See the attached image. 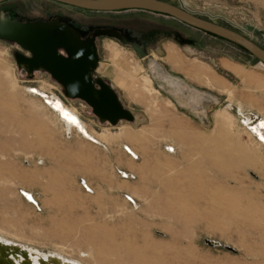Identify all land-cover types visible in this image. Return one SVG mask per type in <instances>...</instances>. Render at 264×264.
Instances as JSON below:
<instances>
[{
    "label": "rangeland",
    "instance_id": "374dc122",
    "mask_svg": "<svg viewBox=\"0 0 264 264\" xmlns=\"http://www.w3.org/2000/svg\"><path fill=\"white\" fill-rule=\"evenodd\" d=\"M183 1L239 24L264 48V0ZM0 14L59 18L83 37L117 29L128 43L97 38L95 74L135 115L117 125L100 122L86 102L66 98L48 72L29 78L14 56L24 51L0 39L1 235L83 264H264V148L245 125L264 119L258 60L224 38L150 11L8 0ZM214 22L237 30L223 18ZM120 67L136 80L118 82ZM193 68L214 76L212 85L197 80ZM164 76L181 86H168ZM29 87L60 98L90 132L106 138L95 143L66 130ZM125 135L137 138L130 143Z\"/></svg>",
    "mask_w": 264,
    "mask_h": 264
},
{
    "label": "water",
    "instance_id": "95a60500",
    "mask_svg": "<svg viewBox=\"0 0 264 264\" xmlns=\"http://www.w3.org/2000/svg\"><path fill=\"white\" fill-rule=\"evenodd\" d=\"M8 0H0V4ZM67 6L97 12L141 10L161 13L199 30L215 34L244 49L264 64V48L256 44L244 27L224 17L208 12L191 10L183 0L179 5L169 0H53ZM203 16H206L204 18ZM223 18L237 30L214 22ZM243 32V34H242ZM99 37H111L128 43L122 34L112 27L97 28L83 37L59 18L50 20H17L0 14V39L16 43L24 52H15L18 68L29 78L35 72H48L63 87L66 98L86 102L100 122L117 125L120 121H133L135 115L122 104L113 86L96 76L100 57L96 44ZM140 56H146L141 46L130 43ZM36 204V203H34ZM209 245H218V242ZM27 257V252L16 246L0 243V264H15L11 255Z\"/></svg>",
    "mask_w": 264,
    "mask_h": 264
},
{
    "label": "bare ground",
    "instance_id": "6f19581e",
    "mask_svg": "<svg viewBox=\"0 0 264 264\" xmlns=\"http://www.w3.org/2000/svg\"><path fill=\"white\" fill-rule=\"evenodd\" d=\"M111 48H113V50H116V48L113 46ZM172 56H175V55H172ZM173 63H175V62H173ZM225 65H227V64H225ZM259 65L264 67V64L262 62H260ZM187 66H189V65L187 64ZM227 66L229 67V64ZM231 69L234 72H236L237 74L242 75L241 71L238 68H234L233 66H231ZM189 71H191L192 74L196 76L195 78L197 80L199 77H202V78L206 79V83L212 85V83L214 81V76L209 77L208 72H205L199 68H193ZM114 74H115L117 81L121 82L124 85H127V83L129 81L133 82L134 80H136V77H137L134 72L124 71L121 67L117 68ZM189 76H190V74H189ZM191 78H193V77L191 76ZM215 78H216V76H215ZM224 91H225V89H224ZM229 91H230V89H229ZM28 92L33 93L36 96L37 95L42 96L45 99V103H46L45 105L49 106V108L56 114L57 118H59V120L62 122L63 126L67 128L66 130L71 129V128H75L76 131L78 133H80L84 138H86L87 140H90L92 142H95V143L103 141L104 140L103 138H106L105 134H102L101 136H96L92 132H90L87 125L79 117L78 113L73 108H70L68 105H66L63 101L60 100V98L56 97L55 95H47V94H45L44 91H42V89H37L34 87H29ZM229 94H230V92H229ZM260 112L262 113L261 109H260ZM219 114L220 113H218L216 115V117H217L216 123H220V122L224 123L223 122L224 118H223V120H221L220 117L222 115L220 116ZM248 124H249L248 121L245 122V125L248 127V129L251 131V133H253L256 136V138H257L256 141L258 142V144L264 148V119H259V121L254 126H252V125L248 126ZM220 125H221V123H220ZM124 138L126 140H128V142L131 143L132 141H134L137 138V136L125 135ZM125 149L130 153V155L136 156V152H134L133 149L130 148L129 146L125 145ZM21 193L24 195V197L27 200H29L32 203H36L35 205L37 206L38 202L36 201V198H34V196L31 193H28L26 191H21ZM209 241L211 244H214V241H211V240H209ZM0 243L3 245H8V246H16V247H19L20 249H23L27 252L26 258H23L19 254H15L13 256L11 255V258L14 260L15 264H83V263H80L78 261H72V259L67 258L61 254H58V253L43 252V251H40L37 249L27 247L23 244L14 243V242L5 240L1 237H0Z\"/></svg>",
    "mask_w": 264,
    "mask_h": 264
},
{
    "label": "flooded vegetation",
    "instance_id": "af4514ba",
    "mask_svg": "<svg viewBox=\"0 0 264 264\" xmlns=\"http://www.w3.org/2000/svg\"><path fill=\"white\" fill-rule=\"evenodd\" d=\"M166 81H167V85L168 86H181L179 83H178V81H176V80H174V79H171V78H168V77H166V76H164L163 77Z\"/></svg>",
    "mask_w": 264,
    "mask_h": 264
},
{
    "label": "crops",
    "instance_id": "0c3cea01",
    "mask_svg": "<svg viewBox=\"0 0 264 264\" xmlns=\"http://www.w3.org/2000/svg\"><path fill=\"white\" fill-rule=\"evenodd\" d=\"M0 237L3 238V239H5V240H8V241L14 242V243L23 244V245H25V246H27V247H30V248H33V249H37V248H35V247H33V246H30V245H28V244H26V243L16 242V241H14V240H12V239H10V238H7V237H5V236H3V235H1V234H0ZM37 250H39V249H37ZM40 251H41V250H40Z\"/></svg>",
    "mask_w": 264,
    "mask_h": 264
},
{
    "label": "trees",
    "instance_id": "16d2710c",
    "mask_svg": "<svg viewBox=\"0 0 264 264\" xmlns=\"http://www.w3.org/2000/svg\"><path fill=\"white\" fill-rule=\"evenodd\" d=\"M209 33V32H208ZM210 34H212V33H210ZM212 35H215V34H212ZM217 36V35H216ZM233 43V42H232ZM235 44V43H234ZM237 45V44H236ZM237 46H239V45H237ZM240 48H242L243 50H245V51H247L246 49H244L243 47H241V46H239ZM248 52V51H247ZM249 53V52H248ZM253 56V55H252ZM254 57V56H253ZM255 58V57H254ZM256 60H258L257 58H255ZM259 61V60H258Z\"/></svg>",
    "mask_w": 264,
    "mask_h": 264
}]
</instances>
